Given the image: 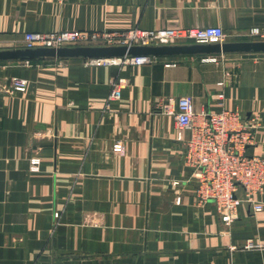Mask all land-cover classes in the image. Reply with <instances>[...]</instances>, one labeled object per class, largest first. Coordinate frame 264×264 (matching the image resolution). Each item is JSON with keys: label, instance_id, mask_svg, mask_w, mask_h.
<instances>
[{"label": "crops", "instance_id": "1", "mask_svg": "<svg viewBox=\"0 0 264 264\" xmlns=\"http://www.w3.org/2000/svg\"><path fill=\"white\" fill-rule=\"evenodd\" d=\"M207 26L226 42L262 41L250 30L264 32V0H0V50L26 48L28 31ZM87 59L0 60V264H264V206L242 202L226 225L213 201L199 203L190 131L179 140L161 110L187 95L199 116L218 112L223 92L225 109L258 123L244 152L264 157V52ZM14 77L25 91H4ZM115 80L122 95L110 99Z\"/></svg>", "mask_w": 264, "mask_h": 264}, {"label": "built area", "instance_id": "2", "mask_svg": "<svg viewBox=\"0 0 264 264\" xmlns=\"http://www.w3.org/2000/svg\"><path fill=\"white\" fill-rule=\"evenodd\" d=\"M250 35L261 36L259 27L250 30ZM102 40L109 46L135 45H175L185 43H224L227 33L221 26L188 27L170 29H143L134 27L119 32H88L79 30H59L52 32L28 31L24 34L26 48L37 47H73ZM152 55H125L123 57L88 58L94 65L151 64L156 60ZM168 65V64H167ZM225 82H219L224 85ZM121 80L112 82L110 99H119L122 95ZM28 86L25 78H12L6 92H23ZM225 94H219L222 108L218 112L195 113L191 96L170 98L161 106V110L175 117L179 127L178 139L183 140L182 131L189 130L190 137L184 140V164L194 168L198 180L197 195L199 203L213 201L226 225L237 217L238 206L242 202L251 203L255 211L262 210L264 201L255 199V194L264 195V157L248 155L244 152L253 142L256 120H245L237 111L223 107ZM117 151H123V144L117 143ZM40 159L32 158V169L39 168ZM55 224H58L59 212H55ZM251 249L261 247L249 240L245 245Z\"/></svg>", "mask_w": 264, "mask_h": 264}, {"label": "water", "instance_id": "3", "mask_svg": "<svg viewBox=\"0 0 264 264\" xmlns=\"http://www.w3.org/2000/svg\"><path fill=\"white\" fill-rule=\"evenodd\" d=\"M230 52H264V40L224 43H185L175 45H135L127 46H73L37 47L0 50V60H31L38 58L66 57H123L125 55H196L221 54Z\"/></svg>", "mask_w": 264, "mask_h": 264}]
</instances>
